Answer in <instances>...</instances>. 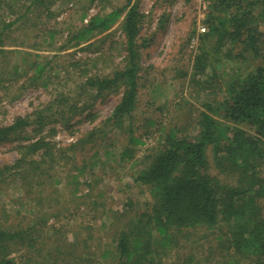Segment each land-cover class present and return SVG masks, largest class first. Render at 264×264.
<instances>
[{
    "label": "trees",
    "instance_id": "1",
    "mask_svg": "<svg viewBox=\"0 0 264 264\" xmlns=\"http://www.w3.org/2000/svg\"><path fill=\"white\" fill-rule=\"evenodd\" d=\"M4 1L0 0V7ZM211 2L205 19L207 31L200 39L202 42L210 40L211 44L209 49L201 47L194 56L193 74L211 69L233 55L237 48L243 56L260 62L225 86L220 117H214L212 109L207 106L208 111H201L194 119L196 134L187 135L183 131L185 128L170 127L146 154L130 165L131 169L133 165L140 166L130 172L131 180L144 187L149 195L143 210L134 212L132 217L112 221L114 212L105 207L104 196L97 191L98 182L84 178L85 162L77 164L76 160L77 150H82L78 147L102 140L105 129L127 133V145L120 154L122 163L134 158L131 146L142 144L140 136L135 135L134 129L137 128L131 123L138 101L141 70L136 40L142 15L134 6L127 9L124 5L90 16L85 23L72 29L66 40V45L72 47L85 43L108 31L123 14L121 29L126 53L123 66L106 75H89L77 86L80 98L90 96L95 100L107 93H119L120 98L111 114L74 143L58 150L44 137L18 145L16 160L0 166V183L19 179V190L26 199L33 198L37 202L39 211H51L54 204L59 205L66 199L64 190L56 188L63 179L57 168L63 169L62 174L69 180L65 183L68 202L80 201L78 210L96 213V222L100 220L101 227L112 230L114 248L99 251V264H152L169 244H177L180 238L193 244L198 239L197 234L206 240L208 250L221 259L222 264H238L240 261L264 264V29L261 27L264 25V0ZM43 4V0H31L24 6L22 14L13 19L0 14V56H15L13 50L1 47L4 40L22 18L28 20L27 13ZM45 10H48L47 5ZM52 38L53 34L48 32V40ZM21 54L23 56L17 58L24 62L22 58L29 54ZM29 57L33 59L26 68L27 82L45 86L42 56ZM6 64L5 58L1 57L0 67L5 68ZM62 95L57 92L51 102L38 108L32 114L34 121L27 114L1 126L0 143L20 139L24 127L35 124L42 128L56 119L71 118L87 109V105L65 102ZM147 123L155 124L153 121ZM84 185L88 188L80 189ZM132 207V201L128 200L119 214L126 216ZM71 208L76 210L75 206ZM37 213L32 219L26 218V228L0 227V264H6L4 256L13 247L26 244L32 235L44 232L41 227H36ZM51 215L60 221L71 219L74 214ZM42 220L46 226L47 219ZM61 229L59 225L55 231L63 238ZM86 240L87 237L82 241ZM61 248L64 247L56 248L58 254L62 252ZM65 252L70 255L71 263L89 262L88 256L83 257V251L74 254V249H67Z\"/></svg>",
    "mask_w": 264,
    "mask_h": 264
},
{
    "label": "rangeland",
    "instance_id": "2",
    "mask_svg": "<svg viewBox=\"0 0 264 264\" xmlns=\"http://www.w3.org/2000/svg\"><path fill=\"white\" fill-rule=\"evenodd\" d=\"M30 2L31 0H6L0 7V14L13 19L21 15L24 6ZM43 3V6L27 13V21L22 18L16 24L1 46L16 54L10 55L11 57L0 56V59L4 57L7 62L5 68L0 67V127L27 114L34 121L32 114L51 102L57 92H62L64 101L71 105L77 103L78 106L88 107L82 113L71 118L65 117L64 120L56 119L42 128H37L35 124L24 127L21 129L20 139L0 143V166L16 160L18 145L44 137L58 150L59 147L74 143L92 126L111 114L120 98L119 93H107L92 100L90 96L80 98L77 86L89 75H106L123 66L126 60L125 37L121 29L123 14L108 31L91 37L85 43L72 47L66 45V40L72 29L85 23L90 16L124 5L127 9L134 6L142 15L136 40L141 70L138 101L131 123L132 127L137 128L134 129L135 135L140 136L142 144L131 146L134 158L122 163L120 154L127 145V133L105 129L102 140L93 145L79 146L82 150H77L76 153L77 164H81L83 160L85 162L84 178L98 182L97 191L103 194L105 207L114 212L112 221L132 217L134 212L144 209L149 195L144 187L131 180L130 172L138 170L140 166L133 165L131 169L130 165L146 154L164 130L170 127L185 128L183 131L187 135L196 134L194 119L201 111H208L207 106L212 109L214 117H220V103L224 99L225 86L233 83L260 61L243 56L237 48L233 55L211 69H206L202 74H193L191 68L194 56L201 47L209 49L211 44L210 40L200 41L207 30L204 33L199 30L200 27L206 29L205 19L211 1L205 10L198 8L195 0H43ZM45 5L48 10H45ZM263 26L261 27L264 29ZM48 32L53 34L51 40H48ZM21 53L42 56V62L45 63V86L27 82L29 74L26 73V68L33 58L26 55L22 58L25 61L20 62L17 56L22 57ZM148 121L155 124H148ZM123 130L126 131L125 128ZM93 154L95 156L92 157ZM57 170L63 179L55 186L62 192L64 190L66 199L59 205L54 204L51 211H39L40 207L32 195V200L26 199L19 190V179H7L9 182L0 183V227L26 228V218L32 219L38 212L35 216L38 224L36 227H41L44 231L42 234L32 235L31 241L26 244L13 247L4 256L6 264H79L71 263L70 255L65 252L67 249H74V254L75 251L78 254L83 251V257H89L88 263L81 264H99V251L104 248L113 250L112 230L101 227L100 220L96 222V213L78 210L80 201L68 202L65 183L69 180L62 174L63 169L60 171L58 167ZM87 188L85 185L80 187L84 190ZM128 200L132 201V209H128L126 216L120 215L119 212ZM71 206H75L76 210L73 211ZM51 213L74 215H71V219L57 221ZM42 219H47L46 226ZM59 225L62 226L59 231L63 238L55 231ZM196 236L198 239L193 244L182 238L177 244H169L166 250L155 257L152 264H222V260L214 257L208 250L206 240L201 239L200 234ZM86 237L87 240L83 242ZM60 245L64 248L58 254L56 248ZM190 255L192 256L189 257ZM246 263L240 261L238 264Z\"/></svg>",
    "mask_w": 264,
    "mask_h": 264
},
{
    "label": "built area",
    "instance_id": "3",
    "mask_svg": "<svg viewBox=\"0 0 264 264\" xmlns=\"http://www.w3.org/2000/svg\"><path fill=\"white\" fill-rule=\"evenodd\" d=\"M211 0H195L197 7L205 10L207 6H209ZM201 33H204L206 29L204 27L199 28Z\"/></svg>",
    "mask_w": 264,
    "mask_h": 264
}]
</instances>
